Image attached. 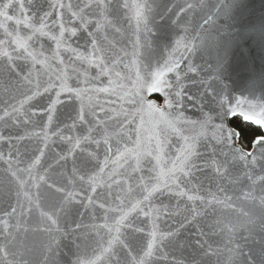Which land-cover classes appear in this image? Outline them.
Instances as JSON below:
<instances>
[{
  "label": "water",
  "instance_id": "95a60500",
  "mask_svg": "<svg viewBox=\"0 0 264 264\" xmlns=\"http://www.w3.org/2000/svg\"><path fill=\"white\" fill-rule=\"evenodd\" d=\"M62 2L76 5L83 0ZM127 2L130 5L136 3L151 5L152 11L148 12L145 9L144 12L147 16V29H150V32L144 28L143 23L137 29L133 8L121 11L118 21L116 16L108 15L107 19L112 23L107 24L103 23L100 16L86 15V19L98 21L103 25L99 29V35H95L96 28L92 26L87 28L88 32L94 33L97 44L105 55L103 75L95 64L78 60L68 51L60 52L63 64H60L59 59L53 60L50 49H55V44L47 38L41 39L40 43L44 45V56L48 59L46 63L35 66L31 60L17 57L13 48L5 45V50L12 53L13 59L8 63L14 65L15 72L11 76L7 75L6 71L0 75V136L4 138L0 139V182L6 183L10 179L8 175L10 171H17V168L25 169L38 154L37 149L43 150L45 156L39 168L32 171V176H45L49 185L65 187L64 177L71 178L69 170L73 167L78 170L79 175L85 176V181L89 176L96 177L95 192L88 188L87 182L83 185L77 182L74 187L68 188L69 191L78 194V203L81 196L90 197L91 203L87 199L83 200V207L78 209L79 215H70L67 222L53 216V219H57V225L53 226L51 231L59 242L56 255L49 258L43 251H37L35 255L27 257L32 264L53 262L69 264V261H75L77 256L82 259L94 258L93 248L96 245L93 241L97 237L92 226L111 224L114 218H119L114 217L117 210L129 211L131 204L142 199L139 195V186L142 183L148 185L150 182L154 186L157 177L161 181L160 188L163 194H153L148 202L149 208L165 209L171 213V215H164L160 211L152 213V216L158 217L155 222L160 231L175 230L183 217L191 219L192 210L204 216L195 222L194 227L186 225V230L181 229L176 242L172 244L165 242L167 246L160 245V250L150 258V264H172L173 261L176 264H187L189 250L183 245L196 236L197 228L207 232L205 225L214 219L219 220L221 226L246 223L241 213L258 212V201L264 198V183L260 179L264 177V165L259 162L254 167L233 164L229 150L214 139L215 129L212 127L220 123L215 119L216 113L213 111L219 98L216 93L231 94L236 98L241 96L252 98L251 92L258 99L264 92V0H157L156 3H153V0H127ZM48 3L55 4L56 0H48ZM165 7L168 10L164 12L167 19H162L159 13ZM59 11L61 10H57V15ZM63 11L64 19L67 20L69 14L67 10ZM72 11L77 9L73 7ZM16 14L19 17L18 10ZM28 14L31 16V10ZM65 26L77 27L78 36L82 35L76 21ZM9 30H12L11 25ZM19 31L22 36L31 34L23 27ZM0 40H8L2 31ZM177 41L180 43L177 44ZM78 42L83 45L85 41L80 39ZM29 44L30 51L41 50L32 41H29ZM72 47L76 45L73 44ZM77 51L85 52V49L81 47ZM88 51H91L90 46ZM149 56L150 59H147ZM37 58L43 59L39 56ZM165 61H172L169 66L173 67L174 71L166 73L164 79L173 85L179 84V89L175 91L184 90L179 105L175 102V92L170 93L173 107L165 109L166 112H172L174 116L180 117L174 124L175 130L161 125L156 116L138 114V106H134L133 89L137 82V73L143 77L150 70L154 71L158 65L163 67ZM2 64L0 58V65ZM17 74L20 77L27 76L30 83L15 87ZM58 74L63 77L60 81L56 79ZM65 88L82 90L81 96L74 97L64 90ZM97 89L108 91L101 92L96 91ZM34 93L37 94L33 95ZM27 96H32V99L28 100ZM147 98L163 105L160 93H150ZM53 102L55 107L49 112L48 108ZM82 106L85 109V121L90 120L94 111L96 119L104 122L102 127L109 134L111 151L103 147L97 151L95 146H89L91 141L85 144L81 139V148L73 150L69 155L72 144L57 139L54 134L57 132L62 136L78 138L92 136L93 140L101 139L100 136L94 135L97 126L92 123L81 125L77 120L75 128L71 131L65 130L66 125L73 123L76 111ZM5 112L8 115H5ZM48 115L52 116L51 124L48 122ZM207 117L212 119L202 129L201 124ZM230 120L231 117L228 119L229 126L235 128L230 124ZM89 129L92 131L89 132ZM45 135L48 137L47 141L44 140ZM185 137L188 138L187 141ZM189 148L193 151L190 160L196 165L193 169L195 178L191 183L197 185L200 191H189L188 194L202 196L205 191H210L224 203L206 205L203 202L187 201L186 198L175 196L179 189L173 187L171 195L164 189L163 182L166 181L170 185L171 181L167 176H160L161 170L166 173L172 167L170 161L181 155L182 150L186 151ZM91 152H96V160H89L86 154ZM149 152L151 155L145 154ZM61 156L68 157L66 163L63 161L57 163ZM157 156L161 158L159 163ZM211 161L217 162V166L222 164L223 168L227 169L225 179L222 180L210 168L201 167ZM101 168L103 172L100 171ZM245 172L250 179H244ZM17 175L22 180L29 179L27 173L17 171ZM35 183H39V188L33 187L31 183L22 186L18 199L0 200V220L7 219V214L16 208L14 218L9 220L10 224L19 222L26 229L49 228V222L40 213L47 212L51 215L54 202L45 200L41 195L48 193V188L42 182ZM217 185L225 189V195L217 193ZM180 187L188 191L190 185L182 183ZM24 192L31 197V202L24 197ZM242 192L248 193L247 199L241 195ZM225 196L231 199H225ZM207 199L211 200V197ZM209 211L211 215L207 214ZM152 216L145 218L142 213L138 216L137 212H129L131 230L128 229L127 222L121 228L124 235L120 239L128 246L133 257L142 255V250H146V242L150 239L148 234ZM73 218L84 228L74 232L71 237L61 236L60 233L75 229L76 225L71 222ZM137 228L143 229V233L135 232ZM97 231L100 237L106 236L104 231L98 229ZM28 235L29 239L35 237L37 241L49 239L43 232ZM75 237L86 239L82 241ZM204 240L215 250L214 255L205 258V264H229V249L243 244L240 232L229 237L225 231L224 235L219 238L214 236L213 239L206 235ZM73 241L80 245L79 249L73 247ZM113 250L122 261H127L128 253H125L119 244L114 245ZM244 251L246 253L248 248L245 247ZM0 264H3L2 257Z\"/></svg>",
  "mask_w": 264,
  "mask_h": 264
},
{
  "label": "snow or ice",
  "instance_id": "6c2138e0",
  "mask_svg": "<svg viewBox=\"0 0 264 264\" xmlns=\"http://www.w3.org/2000/svg\"><path fill=\"white\" fill-rule=\"evenodd\" d=\"M157 0H153V3H156ZM47 5V7H45ZM73 7L77 11H72ZM129 8L135 9V19L136 27L139 29L141 23L146 30L149 32L150 29H147V16L144 15L145 9L148 12L152 11L150 4L146 3H136L130 5L127 0H83L82 3H77L73 5L72 3H63L62 0H56L55 4L48 3V0H0V31L8 38L7 41L0 40V58H2L3 64L0 65V75L5 74L11 76L15 72L14 65L8 63L13 59L12 53L5 50V45L12 47L16 56L23 60H31L33 66L36 64L46 63L48 57L44 56V45L40 43L41 39L47 38L55 44V49H50L52 52V59H59L60 64L64 63V60L60 58L61 51L71 52L76 56L78 60L86 61L89 64H95V66L100 69V74H104L105 70V55L102 54L103 50L98 46L95 35H99V29L102 28V24L98 21H90L86 19L87 16H100L103 23H112L108 21V15H114L119 19V14L121 11H126ZM17 10L19 17L17 16ZM31 10V16L28 14ZM57 10L59 11L57 15ZM68 12V19H64V11ZM165 7L161 15L162 19H167L164 16V12H167ZM54 16L56 18H54ZM22 17V18H20ZM73 21H76L79 26L80 33L82 35L78 36L77 27H66L65 25H71ZM11 25L12 30H9ZM38 25V26H37ZM92 26L97 29L96 34L93 32H88L87 28ZM23 27L27 32H30V35L22 36L19 29ZM118 32L119 29H116ZM84 39V44L81 45L78 41ZM29 41H32L36 44L39 49L37 51H30L31 45ZM137 43H139V37H137ZM180 42L177 41V44ZM75 44L76 47H72ZM89 46L91 51H88ZM83 47L85 52H78L79 48ZM187 50V49H186ZM150 52V49H149ZM42 57L43 59H38L37 57ZM150 59L149 57H146ZM172 61H165L163 67L159 65L154 71L150 70L141 77L137 73V82L133 89V95L135 97L134 106H138V114L147 113L152 116L159 118L160 124L166 126L167 128L174 129V124L178 122L180 117L174 116L172 112H166L165 109H171L173 107V98L170 96V93L175 92V102L177 105L180 104V97L182 92L175 91L179 89V84L173 85L168 80L164 79L166 73H171L174 71L173 67L169 65ZM151 67V65H149ZM194 71V69H193ZM17 81L15 87L19 88L30 83L27 76L20 77L17 74ZM61 75H57L56 79L58 81L62 80ZM22 82V83H21ZM11 83V81H9ZM70 95L74 97H80L81 91L79 89L65 88ZM47 91V90H46ZM96 91L107 92L108 89H97ZM150 93H160L163 97V105L157 103V101L148 99L147 96ZM34 93L33 95H36ZM252 98L241 96L239 98L231 96V94L216 93L219 97L216 101L217 107L213 109L216 113L215 119L219 120V124L212 125L215 129L213 134L214 139L220 143L221 146L226 147L229 150L231 160L233 164L239 163L241 166L254 167L257 162L264 165V92L257 99L254 93H251ZM28 100L32 99V96L26 97ZM55 107V102L50 104L48 111L51 112ZM16 109H13L15 112ZM103 111V109H101ZM5 115H8L5 112ZM241 117L245 122L242 126H237L240 130L230 127L228 123L229 117ZM212 117H207L204 122L201 124L203 129L208 125V122ZM79 121L81 125L92 123L94 126H97V131L94 135L101 137L100 140H93L92 136H84L82 138L74 136H62L59 132L54 133L57 139L66 140L72 144V149L69 150V155L72 154V151L75 149L81 148V139H83L85 144H88L91 141V145L95 146L97 151L103 147L111 151V146L109 144V134L102 127L103 121L96 119V113L93 111L91 113V118L89 121H85V109L80 107L76 111V116L73 118V123L66 125L65 130L71 131L75 128L76 121ZM52 116L48 115V122L51 124ZM143 124V120H141ZM248 128L249 134H245L244 129ZM163 130V129H162ZM258 130V131H257ZM92 130L89 129V132ZM35 135V134H34ZM0 139H4L0 136ZM48 137L45 135L44 140L47 141ZM187 141V137L184 138ZM241 141H247L248 147L245 148L242 146ZM159 143V140H157ZM47 147V144H45ZM38 154L31 160V162L26 166L25 169L21 170L17 168V171L27 173L29 179L22 180L20 176L17 175V171H10L8 175L10 179L6 182H0V200L7 199H18L21 195L22 186L25 184L31 183L33 187L39 188V183L35 181L42 182L46 188H48V193L41 194L44 196L45 200H50L54 202V208L52 214L49 215L47 212H41L40 215L44 217L49 222L48 229H26L19 222L10 224L9 220L14 218L16 208L12 209V212L7 214L8 218L0 220V257L3 258V264H32L31 260L27 257L35 255L37 251H43L47 256L54 257L59 248V242L55 239L52 234V227L57 225V219H53V216H56L58 219L62 218L66 222L70 215L78 216L79 207H83V200L87 199L91 203L90 197L81 196L80 202L77 201V193L74 191H69L68 188L75 186L77 182L81 185L88 183V188L92 191H96L95 176H89L88 180L85 181L84 175H79L78 170L73 167L69 171L71 172V178L65 176V187H56L55 185H49L45 176L37 175L32 176V171L38 169L41 165V160L45 156L43 150L37 149ZM146 155H151V153H145ZM17 155H19L17 153ZM90 161L96 160V152H91L86 154ZM193 155V151L189 148L188 150H182L181 155H178L174 161H170L172 167L165 173L163 170L160 172V176H167L168 180L171 181L169 185L166 181L164 183V189L169 192L171 195V189L173 187L179 189L175 193V196L186 198L187 201H196L203 202L206 205H215L222 204L224 201L218 199L217 195L205 191L204 195H189L188 192H198L200 189L197 185L192 184L191 180L194 179L193 169L196 168V165L191 162L190 158ZM67 156H61L60 161L67 162ZM160 157L157 156V163L160 162ZM107 159L105 164H107ZM75 164V161H73ZM98 166V165H97ZM201 167H208L214 173L223 180L227 175V169L223 168V165L217 166V162L211 161L206 165ZM187 169V171L185 170ZM103 172V168L100 169ZM244 179L248 180L247 172H245ZM261 182L264 183V177H261ZM161 181L157 177V183L152 186L151 182L148 185L141 184L139 186V195L142 199L137 200L135 203L131 204L129 211H123L122 209L117 210L114 213V217L118 216L119 218H114L112 223H104L102 225H93V231L97 239L93 241L96 247L93 248V257L92 259H82L79 256L76 257L75 261H69V264H150V258L154 257L155 252L160 250V245L172 244L178 240L180 236V230L185 229L186 225L195 226V222L198 219H203L204 214L195 212L192 210L191 219L187 216L183 217V220L175 230H168L166 232L160 231L158 225L156 224V219L158 217L152 216V213L155 211H160L164 215H171L170 212L165 209H152L149 208V199L155 193L163 194L160 188ZM190 185L188 191H185L180 187L181 184ZM231 183V182H230ZM15 185V187L13 186ZM83 191V189H82ZM217 193L220 195H225V189L217 185ZM24 197L31 202V197L27 192L23 193ZM245 199L248 198V193H241ZM211 197V200H208L207 197ZM225 199H231L230 197L225 196ZM144 205V207H141ZM258 212H253L249 214L248 212H242L241 215L245 218L246 223H241L239 225L229 226L224 224L221 226L219 220H213L211 223H207L205 227L208 229L207 232L197 228L196 236L192 237L190 241L184 243L183 247L186 250H189V255L187 257V264H205V258L215 254V250L211 248V245L208 244L204 237L207 235L209 239H213L214 236L219 238L225 234V231L229 237L235 235L237 232H240V240L243 242L242 246H237L229 249V264H264V198H261L258 201ZM38 207V205H37ZM103 208V205L100 206ZM148 208L149 210H145ZM179 211V209H177ZM129 212H137L139 216L141 213L145 218L152 216V223L150 225L149 237L147 240L145 248L142 250V255L138 254L133 257L130 255V250L128 246L123 243L120 239L124 233L121 232V228L125 226L127 222V227L131 230V221L128 220ZM211 215V211L207 213ZM76 225L75 229H69L67 232L60 233L61 236H73L74 232L81 231L84 226L77 224L75 218L71 221ZM104 231L106 236L100 237L99 231ZM243 230V231H240ZM143 229L137 228L135 232L143 233ZM43 232L49 239L47 241H37L35 237L29 239V233ZM247 235H244V233ZM108 237H111L110 239ZM75 239L85 240V237H75ZM251 242V243H249ZM107 245L106 247L104 245ZM120 245V248L128 253L127 261H122V258L117 256V253L113 250L114 245ZM55 247H54V246ZM167 246V245H165ZM73 247L79 249L80 245L75 244L73 241ZM247 247L248 251L245 253L244 248ZM71 250V249H70ZM96 253H99L97 255ZM9 257L11 259L9 260ZM55 264V262H53ZM172 264H176L175 261Z\"/></svg>",
  "mask_w": 264,
  "mask_h": 264
},
{
  "label": "trees",
  "instance_id": "16d2710c",
  "mask_svg": "<svg viewBox=\"0 0 264 264\" xmlns=\"http://www.w3.org/2000/svg\"><path fill=\"white\" fill-rule=\"evenodd\" d=\"M230 124H231L232 126H234L235 128H237L238 131H239L240 128L237 127V126H242V125L245 124V122L242 120L241 117L237 116V117H235V118H232V117H231ZM244 131H245V134H249V130H248L247 127L244 129ZM257 131H258V130H257ZM241 143H242V146H244V147H246V148L248 147V143H247V141H241Z\"/></svg>",
  "mask_w": 264,
  "mask_h": 264
}]
</instances>
